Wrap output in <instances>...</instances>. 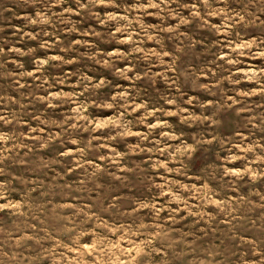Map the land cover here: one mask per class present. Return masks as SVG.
Returning a JSON list of instances; mask_svg holds the SVG:
<instances>
[{
  "label": "rangeland",
  "instance_id": "rangeland-1",
  "mask_svg": "<svg viewBox=\"0 0 264 264\" xmlns=\"http://www.w3.org/2000/svg\"><path fill=\"white\" fill-rule=\"evenodd\" d=\"M0 264H264V0H0Z\"/></svg>",
  "mask_w": 264,
  "mask_h": 264
}]
</instances>
